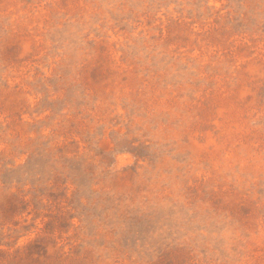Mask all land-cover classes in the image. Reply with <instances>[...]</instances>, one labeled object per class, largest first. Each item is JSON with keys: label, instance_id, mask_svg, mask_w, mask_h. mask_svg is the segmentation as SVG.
<instances>
[{"label": "rangeland", "instance_id": "rangeland-1", "mask_svg": "<svg viewBox=\"0 0 264 264\" xmlns=\"http://www.w3.org/2000/svg\"><path fill=\"white\" fill-rule=\"evenodd\" d=\"M0 264H264V0H0Z\"/></svg>", "mask_w": 264, "mask_h": 264}]
</instances>
